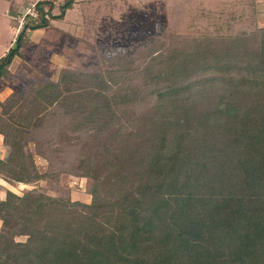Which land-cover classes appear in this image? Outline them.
Returning <instances> with one entry per match:
<instances>
[{"label":"trees","instance_id":"1","mask_svg":"<svg viewBox=\"0 0 264 264\" xmlns=\"http://www.w3.org/2000/svg\"><path fill=\"white\" fill-rule=\"evenodd\" d=\"M76 1L35 3L0 79L27 30ZM105 58L0 100V175L45 180L0 197V264H264V24L158 32ZM77 175L90 202L69 192Z\"/></svg>","mask_w":264,"mask_h":264},{"label":"rangeland","instance_id":"2","mask_svg":"<svg viewBox=\"0 0 264 264\" xmlns=\"http://www.w3.org/2000/svg\"><path fill=\"white\" fill-rule=\"evenodd\" d=\"M13 1L20 7H15ZM37 1L0 0V57L15 45L28 13L36 20L41 18L42 12L39 14L34 4ZM53 1L52 12L59 13L61 0ZM262 1L264 3V0H77L63 18L50 17L48 25L27 30L26 54L17 55L12 61L13 78L0 79V100L13 90L26 93L30 85L40 79H58L64 67L77 71L106 69L109 59L105 56L130 51L158 32L218 34L252 30L264 24V5L258 4ZM48 8L49 3H46ZM34 18L28 17L32 22ZM2 139L3 134L0 135V154L5 155L8 147L3 145ZM30 146L35 148L34 143ZM37 160L41 171H45L48 161L41 156H37ZM67 181L73 199L91 201L93 178L77 175L68 177ZM44 182L42 179L12 184L0 175V197L6 195L7 189L22 193ZM51 193L57 192L52 190Z\"/></svg>","mask_w":264,"mask_h":264},{"label":"crops","instance_id":"3","mask_svg":"<svg viewBox=\"0 0 264 264\" xmlns=\"http://www.w3.org/2000/svg\"><path fill=\"white\" fill-rule=\"evenodd\" d=\"M14 4H15V7H18V6L20 7V5L18 3H16V1L14 2ZM258 4H263L264 5L263 1H262V3H258ZM0 135H2V134L0 133Z\"/></svg>","mask_w":264,"mask_h":264},{"label":"built area","instance_id":"4","mask_svg":"<svg viewBox=\"0 0 264 264\" xmlns=\"http://www.w3.org/2000/svg\"><path fill=\"white\" fill-rule=\"evenodd\" d=\"M35 4V3H34Z\"/></svg>","mask_w":264,"mask_h":264}]
</instances>
